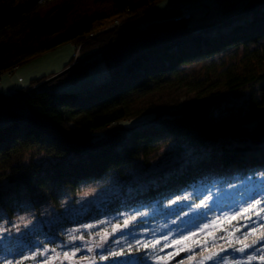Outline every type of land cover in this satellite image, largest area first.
Instances as JSON below:
<instances>
[{
	"label": "trees",
	"instance_id": "obj_1",
	"mask_svg": "<svg viewBox=\"0 0 264 264\" xmlns=\"http://www.w3.org/2000/svg\"><path fill=\"white\" fill-rule=\"evenodd\" d=\"M160 1L0 0V83L5 73L66 43L74 44L78 57L63 69L105 48L35 89L50 76L0 93V178L8 180V186H0V222L25 210L24 199L49 186L62 196H75L85 185L107 179L124 187L132 168L148 165L168 137L206 148V154L160 184L110 199L73 220L42 225L32 236L41 239L40 245L55 247L62 239L58 226L153 205L160 209L155 217L182 214V208L170 212L163 204L200 186L255 178L259 193L264 192V0H248L224 20L196 29L176 8L184 2L166 9L156 7ZM113 17L117 23L99 29ZM230 49H243L242 67L232 64L203 79L185 70ZM101 63L108 72L105 80L57 90L67 79L94 81L91 72ZM247 86L249 112L220 104ZM31 153H44L52 161L22 167ZM262 234L260 226L239 242L220 241L180 254L176 264L253 245ZM128 254L143 260L148 253L132 247Z\"/></svg>",
	"mask_w": 264,
	"mask_h": 264
},
{
	"label": "rangeland",
	"instance_id": "obj_2",
	"mask_svg": "<svg viewBox=\"0 0 264 264\" xmlns=\"http://www.w3.org/2000/svg\"><path fill=\"white\" fill-rule=\"evenodd\" d=\"M247 1L162 0L156 4V7L167 9L180 2L190 4L191 7L184 6L181 13L184 12L188 16L186 19L183 17L189 23L187 26L196 29L200 25L224 20L226 16L241 10ZM215 7L218 8L216 12ZM118 19L113 17L102 21L99 29L115 24ZM94 27L97 28L98 24ZM261 46L264 47V42ZM243 53V49H230L210 59L194 61L185 70L195 78H214L232 64L242 67L239 63ZM74 57L78 56L72 43L45 52L23 63L13 73H5L0 83V93L11 94L17 89L28 87L32 81L47 76L51 78L65 70L63 68ZM212 67L214 70L211 69ZM91 73L95 75L94 81L79 84L67 79L56 88L59 91H74L81 86L98 83L108 78L103 63ZM249 91L247 86L227 94L220 99V104L242 107L245 113L249 112ZM205 154L206 148L177 144L168 137L162 141L160 149L150 157L148 165L137 163L132 168L124 187L118 182L107 179L85 185L75 196L57 195L53 187L49 186L45 191L26 197L22 203L26 206L25 210L18 212L12 219L5 218L0 222V248H3L0 252V264H8V262L11 264H127L131 257L128 254L129 245L145 248L146 254L148 253L143 260L133 257L134 264H176L181 259H176L180 254L188 256L196 250L205 249L225 240L236 243L237 238L245 233H254L264 224V221H258V216H264V212L260 211L264 208V199L258 195V182L255 178L234 185L200 186L183 192L179 196L181 199L175 198L163 204L170 212L171 209L182 208L184 210L182 214L155 217L160 209L153 205L148 208L120 211L72 226H58L57 230L62 235V239L55 247L40 245L41 239L32 236L42 225L57 224L64 218L73 220L79 214L98 209L110 199L130 196L134 192L146 190L151 185L160 184L166 178L194 164ZM51 161L52 159L44 153H31L25 157L21 166L27 167L33 164L45 166ZM0 186H8V180L0 178ZM254 196L256 199H261L260 204H255V200L252 199ZM55 198L56 203H54ZM213 221L220 222L217 230L201 231L205 225H212ZM229 233H232L231 238ZM190 234L197 240L207 243L201 247H194L190 252L180 251L178 255L177 248H182L183 245L165 246L172 245L173 241ZM240 248L244 250L239 251ZM211 253H217V256L211 260H204L203 264L264 263V239L251 247H230L207 255ZM203 257L185 264H200ZM220 257L224 259L220 260Z\"/></svg>",
	"mask_w": 264,
	"mask_h": 264
},
{
	"label": "snow or ice",
	"instance_id": "obj_3",
	"mask_svg": "<svg viewBox=\"0 0 264 264\" xmlns=\"http://www.w3.org/2000/svg\"><path fill=\"white\" fill-rule=\"evenodd\" d=\"M262 199H264V192H261L258 194ZM177 199H181V197H177ZM253 200H255V204H260L261 203V199H256V197L254 196L252 198ZM242 211H246L247 209H241ZM261 212H264V208H262L260 210ZM235 218V217H232ZM258 221H264V216H258ZM125 224H127V221H125ZM220 227V222L219 221H213L212 225H205L204 228L201 229V231L203 232L205 229H209L211 231H215L217 230V228ZM261 227H264V225H261ZM235 230H239V229H235ZM249 235V233H245V239L247 238V236ZM229 237H232V233H229ZM261 239H264V234L261 235ZM237 242H239V238H237ZM137 243H139V241H137ZM158 243V241H157ZM207 243L206 241H200L197 240L193 235H189L187 237H181L176 241L172 242V245H165L167 246H173V245H183L182 248H177V255L179 254L180 251H186V252H190L192 251V249L194 247H201L203 244ZM254 243H258V241H254ZM147 247V245H145ZM131 245H129V248L131 249ZM154 247V245H153ZM214 247V245H213ZM246 247H251V245H246ZM243 248H240L239 251H243ZM255 251V249H253ZM217 256V253H211L205 257H203V259L200 261V264H203L204 260H211L214 259ZM25 259H27V257H24ZM251 258V257H250ZM34 259V257H33ZM191 259V257L189 258ZM223 257H220V260H223ZM8 264H11V262H8ZM127 264H134V258L133 257H129V260L127 262Z\"/></svg>",
	"mask_w": 264,
	"mask_h": 264
},
{
	"label": "water",
	"instance_id": "obj_4",
	"mask_svg": "<svg viewBox=\"0 0 264 264\" xmlns=\"http://www.w3.org/2000/svg\"><path fill=\"white\" fill-rule=\"evenodd\" d=\"M104 49H105V48L100 49V50L94 52L93 54H91L89 57H87V58H85V59H83V60H80V61H78V62L73 63L70 67L66 68V69L63 70L61 73H59V74H57V75H55V76L49 78L48 80L42 82L41 84L35 86L34 88H37V87H39V86H41V85L47 83L48 81L54 79L55 77H58V76L62 75L64 72H66L67 70H69V69L72 68L73 66L80 64L81 62H83V61L87 60L88 58H90V57H92V56L98 54L99 52H101V51L104 50ZM179 257H180V256H179ZM179 257H177V259H178Z\"/></svg>",
	"mask_w": 264,
	"mask_h": 264
},
{
	"label": "built area",
	"instance_id": "obj_5",
	"mask_svg": "<svg viewBox=\"0 0 264 264\" xmlns=\"http://www.w3.org/2000/svg\"><path fill=\"white\" fill-rule=\"evenodd\" d=\"M186 5H187V7H191L190 4L180 3L176 8H177V10L181 13V11L184 10L183 7L186 6ZM190 9H191V8H189V11H190ZM181 14H182L183 17H185V19H186V17H188V16L186 15V13H184V12H182ZM117 22H118V21H117ZM117 22H116V23H117ZM187 23H188V21H187ZM188 24H189V23H188ZM0 74H1V72H0ZM1 76H2V74H1ZM0 79H1V77H0Z\"/></svg>",
	"mask_w": 264,
	"mask_h": 264
},
{
	"label": "bare ground",
	"instance_id": "obj_6",
	"mask_svg": "<svg viewBox=\"0 0 264 264\" xmlns=\"http://www.w3.org/2000/svg\"><path fill=\"white\" fill-rule=\"evenodd\" d=\"M216 11H218V8H217V7H215V12H216ZM0 77H1V74H0ZM0 81H1V79H0Z\"/></svg>",
	"mask_w": 264,
	"mask_h": 264
}]
</instances>
